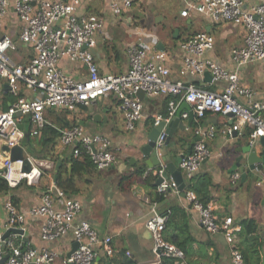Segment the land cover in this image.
Masks as SVG:
<instances>
[{"label":"crops","instance_id":"0c3cea01","mask_svg":"<svg viewBox=\"0 0 264 264\" xmlns=\"http://www.w3.org/2000/svg\"><path fill=\"white\" fill-rule=\"evenodd\" d=\"M168 1L173 8L170 14L163 10V3ZM185 2L141 0L131 9L123 11L120 19L112 16L108 2L103 0H89L80 6L76 11L78 15L93 13L103 21L101 32L95 36L96 45L91 49L99 73H124L128 68L126 47L130 43L143 44L148 55L153 49L167 53L169 78L172 81L193 84L213 92L221 91L224 83L211 82L205 73L193 77L180 73L184 55L180 45L195 32L211 34L214 45L205 51L203 58L213 60L231 71L235 70V63L230 57V50L244 45L246 32L237 24L215 23L192 11L188 17H182L180 12L185 8ZM3 25L4 31L16 39L19 23L13 12L10 11L5 17ZM31 55L30 48L22 46L11 57L15 62L23 64ZM59 66L68 76L76 79L85 77V68L81 62L62 58ZM238 72L241 84L253 89L256 99L264 101V58L241 66ZM25 95L29 99L41 97L39 92L32 90H27ZM14 99L7 82L0 79V110H5ZM173 100L176 102L175 114L180 113L178 126L168 144H162L156 149L162 152L161 155L169 157L177 168H180L177 159L192 150L193 145L190 143L197 138L195 130H214V136L206 139L210 156L198 170L189 178L180 169L183 187L179 193L161 195L157 192V179L155 177L153 180L152 170L165 167V164L160 162L158 167H148L146 162L149 160L140 151L148 142L149 132L154 127V117L163 116L167 112L166 96H144L141 101L143 117L134 123L133 129L128 130L118 108V100L109 94L98 97L88 105L80 104L72 111L45 109L43 112L46 124L59 132L63 128L81 126L88 133L108 137L112 149L118 154V161L103 170L79 164L72 172L71 159L76 157L70 148L58 151V138L51 143V135H42L40 130L32 134L34 124L28 118L21 122L19 126L24 134L20 145L25 156L50 162L52 166L42 170L36 184L23 182L0 194V232L5 234L7 213L4 203L13 199V205L26 217L24 242L37 250L49 248L56 251L58 258L55 264H67L65 259L76 243L72 230L54 241H43L39 229L44 219L28 214V209L39 203L42 192L51 184L56 185L57 170L62 167V178L68 185L64 194L81 203V211L73 220V226L86 222L100 239L110 237L112 254H106L101 244L97 245V256L93 264H161V257L153 251L152 236L145 228V220L152 211L169 214L165 239L184 253L183 259L165 256L173 260V264H230L229 245L223 235L207 233L201 227L197 213L186 204L183 192L188 188L202 204L211 206L217 221L231 217L233 226L241 230L235 232V239L239 250L246 252L248 261L244 264H264V163L255 162L253 169H250L248 162L249 152H255L260 158L263 147L260 142L256 148L248 146L249 129L238 135H223L221 129L227 121L225 116L207 113L198 119L193 114L190 119L191 106L178 95L173 96ZM184 113L187 117H183ZM76 160L83 162L84 157H77ZM237 161L240 169L233 168ZM57 163L59 165L56 167ZM255 165L258 170H254ZM236 172L240 177L232 184L230 178ZM242 173H246L245 177H241ZM167 176L171 177L169 173ZM70 179L71 183H68ZM257 182L262 183L257 185ZM249 223L255 229L247 233L245 224ZM253 249L258 254H253Z\"/></svg>","mask_w":264,"mask_h":264},{"label":"built area","instance_id":"2783aa9c","mask_svg":"<svg viewBox=\"0 0 264 264\" xmlns=\"http://www.w3.org/2000/svg\"><path fill=\"white\" fill-rule=\"evenodd\" d=\"M89 0H0V79L7 82L9 91L15 97L5 110H0V146L5 142L9 148L19 145L23 139L21 122L28 118L35 124L32 134L46 124L45 109L74 110L78 105H88L100 96L112 94L118 100V108L125 119L126 129L131 130L134 123L143 117L142 102L136 97L138 90L144 96H180L191 106L198 119L211 113L225 116L227 121L221 129L223 135L241 134L249 129L248 146L256 148L264 137V101L255 97V91L241 84L238 69L250 62L264 58V0H186L180 16L188 17L189 12L204 15L215 23H234L245 32L244 45L230 50V57L235 63V70H227L220 64L203 55L214 45L211 34L200 31L191 34L180 48L182 75L190 77L211 74V82H223V89L213 92L172 81L167 65L168 55L165 51L153 49L150 54L143 44L130 43L125 49L128 68L122 74L102 75L94 62L91 49L96 45L95 36L101 32L102 19L93 14L78 15L77 9ZM117 19L123 11L131 9L141 0H103ZM13 12L19 31L13 39L4 31L3 21L9 12ZM22 46H28L32 55L25 63L15 62L11 54L18 52ZM81 62L85 68V77L76 79L66 75L60 68V60ZM27 90L37 91L40 98L29 99ZM176 102L168 101L165 115L154 117V126H159L155 141L158 149L165 139L166 124L174 116ZM183 117H187L184 113ZM196 141L188 154L180 157L179 166L190 178L210 156L206 139L214 136V130L205 132L196 129ZM71 149L74 157H89L94 168L106 169L118 161V154L112 149L108 137L91 134L81 126L60 130L57 150ZM30 165L29 173L22 172V160L12 161L0 147V176L9 188H15L24 181L28 185L38 182L43 169H49L52 163L38 161L32 156H25ZM165 167L152 170L156 179L161 178L156 190L162 195L169 192L179 193L178 185L164 176ZM254 170H258L256 165ZM264 171V165H263ZM238 172L233 173L232 184L239 179ZM262 182H257L260 185ZM183 197L188 206L194 210L201 227L209 234L223 235L229 245L230 264H244L239 250L232 218L217 221L209 204H202L194 192L187 189ZM39 203L28 209L32 217L44 219L39 229L40 239L51 242L68 230H72L78 247L65 259L67 264H93L100 245L106 254H112L110 237L100 239L98 234L82 222L73 226V220L81 211V203L67 197L64 191L51 184L42 192ZM6 219L4 223L7 235L0 232V264H55L58 254L49 248L37 250L24 242L25 214L19 212L10 199L4 203ZM169 214L152 211L145 220V228L152 236L153 251L158 257L166 256L183 259L184 253L164 236ZM10 230H19V233Z\"/></svg>","mask_w":264,"mask_h":264},{"label":"water","instance_id":"95a60500","mask_svg":"<svg viewBox=\"0 0 264 264\" xmlns=\"http://www.w3.org/2000/svg\"><path fill=\"white\" fill-rule=\"evenodd\" d=\"M205 75L209 79L211 78V74L209 72H205ZM135 95L140 101H142L144 99V92L142 90H138L135 93ZM189 116H190L189 118L192 119L193 113L191 112ZM179 117H180V113L177 112L170 119V121L167 123L165 131H164V133H165V139H164V143H163L164 145L168 144V142H169V140H170V138L174 132L175 127L178 126ZM158 133H159V126H154L152 128V130L149 132L147 144L142 146L140 148V151L142 152V155L144 156V158L146 160H149L146 162V165L150 168L158 167L160 165V162H164L165 171H166L164 173V176L167 178L168 177L167 173H169L171 175L170 178L178 185V189L181 190L183 187V183H181V178H180V169L181 168H177L175 163L173 161H170L169 157L161 155L162 152L157 151V149L155 147V141H156V138L158 136ZM195 141H196V138L190 143V145H193V143ZM259 142H260L261 146L263 147L262 152H261V157L259 158L256 155V153L253 151L249 152L248 162H249V168L250 169H253V163H255V162L264 163V137H261ZM0 147H1L2 152L5 155H9V157L12 161L22 160V167H21L22 172L29 173L31 171V169H32L31 165H30L28 159L25 157L24 150L20 144L14 146L12 148H9L5 142H2ZM239 159L240 158H238V160ZM177 161L179 162L180 158H178ZM58 165H59V163H57L56 167ZM239 165L240 164L237 161L236 165L233 168L235 169V168L239 167ZM239 169H240V167H239ZM245 175H246V173H242L241 177H245ZM54 179H56V176H54ZM160 181H161V178H158L156 180V185ZM10 231L15 232V233L20 232L19 230H10ZM8 233H9V231L5 232L4 235H7ZM77 247H78V243L76 242L67 256H69Z\"/></svg>","mask_w":264,"mask_h":264},{"label":"trees","instance_id":"16d2710c","mask_svg":"<svg viewBox=\"0 0 264 264\" xmlns=\"http://www.w3.org/2000/svg\"><path fill=\"white\" fill-rule=\"evenodd\" d=\"M170 99H173V96H172V95H168V96H166V103H167V104H168V101H169ZM32 124H34V123H32ZM35 128H36V127H35V124H34V129H35ZM40 132H41L42 135H44V134L51 135V138H52V139H51V143L54 142V140H55L56 138H58V137H59V134H60L59 130L54 129L51 125H47V124H45V125L40 129ZM71 161H72V166H73L72 172L75 171L76 167H77L79 164H82V165L85 166L86 168H88V167H94L93 164L91 163L89 157H87V156L84 157V161H83V162H78V161L76 160V158H72ZM62 170H63L62 167H59L58 170H57L56 185H58L59 187H61V188L64 190V192H66V188L68 187V185L66 184V182L63 181V178H62ZM141 172H142V171H139L140 174H142ZM148 177H149V176H148ZM152 177H153V180H154L155 176L153 175ZM23 182H24V181L20 182L16 187H18V186H19L20 184H22ZM68 183H71V179H70V181H68ZM16 187H15V188H16ZM10 189H12V188H9V187H8L6 180L0 176V194H2V193H6V192L9 191ZM13 189H14V188H13ZM188 189H190V188H188ZM190 190H191V189H190ZM161 195H162V194H161ZM198 200H199V198H198ZM12 201H13V199H12ZM199 201L202 202L201 200H199ZM204 204H205V203H204ZM245 229H246L247 233H248V232L250 233V231L253 230V229H255V227L253 226L252 223H249V224H245ZM240 231H241V230H240ZM240 231H239V232H240ZM253 231H254V230H253ZM239 232H238V233H239ZM252 245H254V243H253ZM240 251H241V254H242V257H243V261H244V262L248 261V260H247V255H246L245 250H244V251H243V250H240ZM255 252H256V254H258V251L253 249V254H255ZM161 264H173V260H170V258H166L165 256H162V257H161ZM246 264H248V263H246Z\"/></svg>","mask_w":264,"mask_h":264},{"label":"rangeland","instance_id":"374dc122","mask_svg":"<svg viewBox=\"0 0 264 264\" xmlns=\"http://www.w3.org/2000/svg\"><path fill=\"white\" fill-rule=\"evenodd\" d=\"M163 10L165 11V13H168V14H170L172 11H173V8H172V3L170 2V1H168V2H164L163 3ZM148 15V18H149V21H150V13L149 14H147ZM154 21H155V18H154Z\"/></svg>","mask_w":264,"mask_h":264}]
</instances>
